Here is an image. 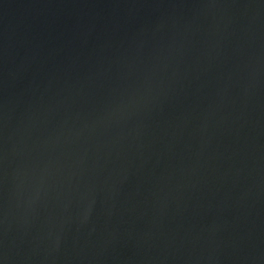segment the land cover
<instances>
[{
    "label": "water",
    "instance_id": "obj_1",
    "mask_svg": "<svg viewBox=\"0 0 264 264\" xmlns=\"http://www.w3.org/2000/svg\"><path fill=\"white\" fill-rule=\"evenodd\" d=\"M0 264H264V0H0Z\"/></svg>",
    "mask_w": 264,
    "mask_h": 264
}]
</instances>
